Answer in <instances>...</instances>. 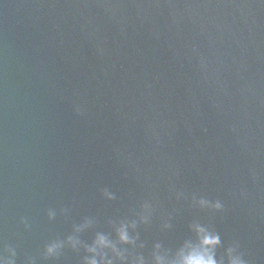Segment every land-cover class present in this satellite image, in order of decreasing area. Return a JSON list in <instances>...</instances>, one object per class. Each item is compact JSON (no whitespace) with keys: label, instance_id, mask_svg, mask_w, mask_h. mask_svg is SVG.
Wrapping results in <instances>:
<instances>
[{"label":"water","instance_id":"1","mask_svg":"<svg viewBox=\"0 0 264 264\" xmlns=\"http://www.w3.org/2000/svg\"><path fill=\"white\" fill-rule=\"evenodd\" d=\"M247 13L248 0H0V254L83 264L97 232L115 240L135 219L149 259L201 224L227 264ZM52 241L64 247L46 257Z\"/></svg>","mask_w":264,"mask_h":264},{"label":"clouds","instance_id":"2","mask_svg":"<svg viewBox=\"0 0 264 264\" xmlns=\"http://www.w3.org/2000/svg\"><path fill=\"white\" fill-rule=\"evenodd\" d=\"M201 66L207 67V59L204 57H201ZM81 110L77 108V111ZM251 174L255 178L256 170L252 169ZM240 192L241 195L247 196L246 188H241ZM107 195L111 198L112 194ZM199 204L201 207L223 208V204L219 200L212 202L201 198ZM48 215L49 218H54L56 213L54 210H49ZM141 220L147 223L149 216L143 215ZM22 222H24L25 227H29L26 221L22 220ZM91 223V220L86 221L85 224L77 226L76 231H82ZM137 226L138 221L135 219L121 221L115 227L117 237L115 240L109 234L97 232L91 244L83 245L89 254L84 257L83 264H223V261L216 258V248L221 244L220 235L208 230L201 224L192 226L196 234L195 240H186L175 253L165 249L161 243H155L150 259L143 253L136 251L139 234L133 235L129 229L135 232ZM165 227H170V225H165ZM67 239L73 249H77L82 243L77 236H69ZM122 245H128L130 248L122 247ZM63 247V241H52L45 246V256L54 257L59 254ZM138 247L142 249L145 245L140 243ZM238 248L239 245L237 244L227 250V264H249L244 255L238 251ZM6 251L7 255L0 254V264H17V249L9 245Z\"/></svg>","mask_w":264,"mask_h":264}]
</instances>
